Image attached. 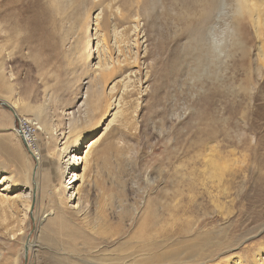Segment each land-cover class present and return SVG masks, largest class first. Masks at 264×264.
Returning a JSON list of instances; mask_svg holds the SVG:
<instances>
[{"label":"rangeland","instance_id":"1","mask_svg":"<svg viewBox=\"0 0 264 264\" xmlns=\"http://www.w3.org/2000/svg\"><path fill=\"white\" fill-rule=\"evenodd\" d=\"M206 3L0 0V264H54L43 235L59 210L122 238L148 201L187 187L206 222L228 207L211 237L264 248V17L213 0L205 20ZM25 117L39 128L32 148L15 129ZM81 132L69 199L61 146ZM215 170L227 178H209ZM9 181L19 189L3 190ZM118 239L107 253L133 249Z\"/></svg>","mask_w":264,"mask_h":264},{"label":"bare ground","instance_id":"2","mask_svg":"<svg viewBox=\"0 0 264 264\" xmlns=\"http://www.w3.org/2000/svg\"><path fill=\"white\" fill-rule=\"evenodd\" d=\"M243 2L248 10H255L264 17V0H251L250 2L243 0ZM206 4L209 6L206 5L205 20L211 14L210 9L212 11L214 5L213 0H207ZM260 23L264 24V19L261 18ZM237 44L242 47L244 43L239 40ZM263 49L264 47L260 50V58L262 60H264ZM91 54L92 52L90 51L87 59H90ZM118 68L116 66L103 68L96 76L103 83H106L113 78ZM87 83L89 82L87 81ZM11 107L14 108V105H11ZM102 117L97 122V128L101 125ZM86 134L81 132L75 135L72 140L70 135L63 138L65 140L61 146V152L65 153V157H68L67 161L69 160V162L73 163L71 170L68 172L69 179L62 187L63 193H67L66 196L69 199H72L75 195L72 190L74 184L79 180L75 170L81 163L79 160L82 159L75 154L79 152V147L83 145L84 139L88 138V136H85ZM73 159H77L78 162H74ZM211 172L208 175L211 179L216 178L218 181H222L227 178V175L224 174L225 171L224 173H218L216 170ZM5 178L6 176L2 175L0 182L4 181ZM227 187L228 185L225 184L224 188L226 189ZM15 189H19V185L14 181H9L3 188L5 191H13ZM186 189H175V194L172 197L165 198L164 196L161 201H148L140 215L135 218L133 231L122 238L120 237L123 235L122 228L118 227L114 230L115 232H112L110 224L106 220L104 223L99 224L100 228L89 226L85 222H83V225H79L70 220V218L68 219L63 211H57L56 216L51 218L46 224L43 235L44 241L49 246L48 252L56 255V258L55 256L51 257L54 260V264H66V262L75 264L262 263L263 247L248 244L238 251L233 246L234 244L230 243L225 246L227 243L219 236L220 234L216 237H211L212 232L221 233L220 231L223 227L230 222V212L228 207L225 206L226 203L223 205L214 204L218 214L213 212L211 219L206 222V218L196 214L197 211L202 213V208L197 204H193L189 199L191 198L190 196L189 198L187 197V193L189 191L193 193V190L188 187ZM226 191L224 190V193ZM77 193H81V188H78ZM219 214L224 216L223 220L225 221L220 226H217L214 223ZM87 229H89L90 233H86ZM93 230H97V232L91 233ZM115 236L119 238L118 246L125 245L133 249L121 255L107 253L109 250L105 249L104 245ZM176 239L178 240L177 242H175ZM54 248L59 252L56 253L53 250ZM163 250L165 254L168 251L172 252L165 255L162 253Z\"/></svg>","mask_w":264,"mask_h":264},{"label":"built area","instance_id":"3","mask_svg":"<svg viewBox=\"0 0 264 264\" xmlns=\"http://www.w3.org/2000/svg\"><path fill=\"white\" fill-rule=\"evenodd\" d=\"M15 129L29 148L35 145L39 128L35 126L33 120L27 117L18 119V125H16Z\"/></svg>","mask_w":264,"mask_h":264}]
</instances>
